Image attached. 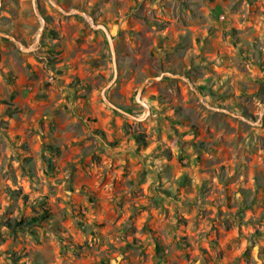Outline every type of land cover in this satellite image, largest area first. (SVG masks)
<instances>
[{"label": "rangeland", "instance_id": "374dc122", "mask_svg": "<svg viewBox=\"0 0 264 264\" xmlns=\"http://www.w3.org/2000/svg\"><path fill=\"white\" fill-rule=\"evenodd\" d=\"M51 1L0 0V264H264V0Z\"/></svg>", "mask_w": 264, "mask_h": 264}, {"label": "water", "instance_id": "95a60500", "mask_svg": "<svg viewBox=\"0 0 264 264\" xmlns=\"http://www.w3.org/2000/svg\"><path fill=\"white\" fill-rule=\"evenodd\" d=\"M50 2H52L51 0H49ZM73 10H71L70 12H72ZM81 15H85L86 14L82 11H78ZM39 20H40V26H39V30L37 31V34H36V41L38 40V38L40 37L41 33H42V30H43V26H44V19L43 17L39 16ZM94 27L96 28H100L102 29V31L105 33V36L107 38V41H108V44H109V49H110V52H111V57H112V63H113V76L111 77V79L107 82V84L105 85V87L101 90V96H102V99L104 101V103L111 107L112 109L118 111L119 113L129 117V118H132V119H135V120H141L143 119V117H139V116H136V115H133L131 114L130 112L126 111L125 109H123L122 107L116 105L115 103H113L112 101H110L107 96H106V90L108 89V87L113 83L116 75H117V65H116V61H115V54H114V46H113V41H112V37H111V34L110 32L108 31V29L103 25V24H97V25H94L93 23H91ZM0 35H3V36H7L13 40H15L12 36H9V35H6V34H3V33H0ZM152 77H148L146 78L142 83L141 85L139 86L138 90H137V93H136V100H138L140 102V104L144 107L145 109V114H147L149 112V107L147 105V103H145L144 101L141 100L140 98V95H141V92H142V89L143 87L145 86V84L147 83V81L149 79H151Z\"/></svg>", "mask_w": 264, "mask_h": 264}, {"label": "trees", "instance_id": "16d2710c", "mask_svg": "<svg viewBox=\"0 0 264 264\" xmlns=\"http://www.w3.org/2000/svg\"><path fill=\"white\" fill-rule=\"evenodd\" d=\"M47 34L50 37L56 38L57 33L53 29L47 30ZM139 140V139H137ZM51 213L47 207H44L42 211L36 215L30 216L28 219H19L13 221V223H8V228L12 231H15L16 229H23L27 227H31L33 225H41L44 224L47 220L50 219Z\"/></svg>", "mask_w": 264, "mask_h": 264}, {"label": "bare ground", "instance_id": "6f19581e", "mask_svg": "<svg viewBox=\"0 0 264 264\" xmlns=\"http://www.w3.org/2000/svg\"><path fill=\"white\" fill-rule=\"evenodd\" d=\"M88 20H90L89 17H88Z\"/></svg>", "mask_w": 264, "mask_h": 264}]
</instances>
